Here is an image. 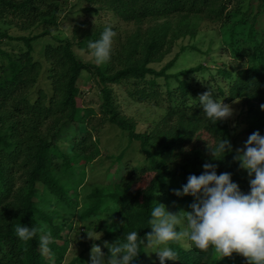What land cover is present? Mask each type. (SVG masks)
I'll return each mask as SVG.
<instances>
[{
	"label": "trees",
	"instance_id": "trees-1",
	"mask_svg": "<svg viewBox=\"0 0 264 264\" xmlns=\"http://www.w3.org/2000/svg\"><path fill=\"white\" fill-rule=\"evenodd\" d=\"M59 1L0 0V22L10 26L12 21L7 20L21 18L43 23L60 10ZM98 2H102L99 8L108 7L122 20L139 23L138 27L116 41L119 48L101 66L83 61L75 53L74 46L87 48L89 40L101 36L85 30L87 34L76 40L81 23L74 25L72 38L46 45L42 57L50 64L45 71L52 81L49 93L36 82L40 63L34 55L32 40L38 36H12L0 30V264H49L40 247L41 233L25 242L14 231L16 225L44 227L52 236L59 237L69 219H63L52 208H42L41 203L65 212L71 207V214L77 213L84 220L100 217L112 220L111 229L102 228L103 241H115L118 237L123 240L126 233L137 231L144 243H140V254L134 264H150L152 257L160 264L158 255L153 256L146 246V233L152 231L148 224L151 211L159 203L173 202L176 207L186 209L195 202L191 195L177 196L174 190L182 191L190 175H201L206 162L217 165V174L231 173L241 191L250 192V179L239 173L233 159L236 153L227 121L213 124L202 114L199 103L196 107L188 103L195 90L192 80L185 76L199 71L201 64L173 71L181 53L190 47L180 45L179 53L160 69L152 64L163 60L177 40L196 34L199 22L195 19L218 21L222 44L235 60L236 69L227 65L217 70L225 79L226 89L218 86L216 90L225 97V103L242 98V115H246L249 136L256 131L264 135V109L260 107L264 105V0H249L245 8L242 0ZM143 22L150 24L145 27ZM5 39L22 44L7 48ZM83 72L90 76L96 93L100 94L99 109L103 116L126 132L130 141H138L143 154V163L126 175L127 162L121 152L113 162L114 173H107L110 177L107 184L90 188L85 181V165L99 154L98 140L92 139L89 131L76 139L67 153L58 145L61 129L74 122L83 108L77 103L80 94L76 86ZM161 77L166 96L157 89L156 78ZM108 82L127 83L134 100L165 102L170 117L177 112L198 116L195 118H200L201 127L195 125L184 134L176 132L175 136L164 132L162 139L152 133L136 132L134 125L121 118L114 108ZM33 84L34 92H28ZM93 112L89 107L83 110V119ZM200 129L207 133V141L198 137L203 134ZM220 138L229 139L233 151L222 160H213L207 144L214 145ZM195 139L197 146L185 153L181 150L174 153ZM37 191L41 193L39 199ZM58 219L62 222L58 223ZM169 247L178 254L177 264H247L246 258L236 253L231 258H222L211 248L205 252L178 243H170ZM64 248V244L52 241L46 250L48 257L59 262ZM79 263L74 259L69 264Z\"/></svg>",
	"mask_w": 264,
	"mask_h": 264
},
{
	"label": "rangeland",
	"instance_id": "rangeland-1",
	"mask_svg": "<svg viewBox=\"0 0 264 264\" xmlns=\"http://www.w3.org/2000/svg\"><path fill=\"white\" fill-rule=\"evenodd\" d=\"M248 1L249 0H242L243 8L247 6ZM100 3L102 2H98V0H60V10L54 17L48 18L43 23H30L21 18H11L12 20H7L12 21V25L10 26L0 22V30H4L12 36H38L32 40L34 55L37 62L40 63L36 82L38 80V85L46 92L49 93V85L52 81L45 73L50 64L44 61L42 49L48 44H56L59 39L66 37L72 38V31L76 23H81V27H78L76 32V34L79 35L76 40H80L87 32L101 35L106 27L113 28L117 36L114 38L111 57H113L114 51L119 48L116 41L123 40L125 35H128L138 27L139 23L122 20L120 15H117L108 7L99 8ZM232 5H234V3ZM195 20L199 22L196 34L193 37L186 35L177 40L178 42L176 46L173 47L172 51L163 60L153 63L152 66H155L156 69H160V67L176 53H179L180 45L185 48L190 47L181 53L173 71L176 72L183 68L201 64L199 71L185 76L192 80L195 90L193 92L194 95L189 98L188 103L196 107L197 103H199V95L206 91L211 90L214 99L224 100L225 97L222 96L216 88L219 86L226 89L225 79H223L217 70L227 65L231 66L232 69H236V62L232 58L230 52L224 48L222 44L220 23L215 20L210 21L205 17H200ZM149 24L150 23L143 22V26L145 27L149 26ZM4 42L7 48L11 46L17 48L22 44L20 41L10 39H5ZM73 48L76 55L83 61L94 63L86 47L74 46ZM115 67H118L117 62H115ZM156 82L158 83L157 89L161 90L162 94L166 96V94H164L166 86L164 85L163 77L156 78ZM126 84H124V82H108L107 86L111 90V100L118 115L133 124L136 132L152 133L162 139L164 132L169 133L171 136H175L176 132L184 134L195 127V125L201 127V120L200 118L199 120L195 118L198 117L195 115L177 112L170 117L165 102L134 100L130 96L131 88ZM76 86L80 94L77 98L79 106H82L84 111L88 107L93 108L94 112L83 119V110L81 109L75 121L61 129L58 142L59 147L66 153L71 151L74 147L73 144L76 143V139L85 136L89 131L92 134V139L98 140L97 146L99 148V154L85 165V181L89 186L88 188L92 185L107 184L110 178L107 176V173H114L115 166L113 162L116 156L120 155L121 152H124L123 161L127 162V164H125L127 166L125 174H131L133 169L138 168L139 165L143 163V154L140 151L138 141H130L126 132L121 131L110 123L107 117L103 116V112L99 109L101 104L100 94L96 93L92 80L86 72H83L82 76L77 79ZM34 90V84L28 88V92L33 93ZM24 93L27 94V91ZM243 102L242 98H237L226 103L231 105L234 109L233 116L226 121L232 135L235 150L243 148L249 137L246 115H242ZM199 131L203 134H200L198 137L201 140H205L207 138V133L201 129ZM207 140L208 139L205 141ZM195 146H197L196 139L195 142H191L190 145H184L183 148L175 150L174 153L179 150L185 153V150ZM175 157L174 155V160ZM237 170L243 177L251 179L247 171L240 168L239 162H237ZM40 194L41 193L37 191V199H39ZM41 204V206H43L42 208L46 210L47 208H52L62 216L63 219H69L70 221V223H64L63 228L59 232V237L51 235L52 241H55L58 245L64 244L65 248L61 260L56 262L53 257H48L46 250H43L49 264H69L74 259H77V261L80 262L79 264H91L90 250L93 243L99 244L106 256L109 254V249L104 246V241L102 240L103 236L99 241H91L87 238V231L102 232V228L111 229L113 224L112 220L105 217L84 220L79 215L77 216V213L71 214V207H68V209H70L68 210L70 214L67 215L66 213L68 211L65 212L66 210L64 209L62 211L59 208L51 207L53 206L52 204ZM164 205L173 213H178L182 209L191 210L190 207L186 209L183 207H176L173 202ZM61 222L62 220L58 219V223ZM112 242L114 241L112 240L109 243ZM149 248L152 255L156 256V249ZM176 262L177 261L169 260V264H177ZM150 264H157V259L152 257L150 259Z\"/></svg>",
	"mask_w": 264,
	"mask_h": 264
},
{
	"label": "clouds",
	"instance_id": "clouds-1",
	"mask_svg": "<svg viewBox=\"0 0 264 264\" xmlns=\"http://www.w3.org/2000/svg\"><path fill=\"white\" fill-rule=\"evenodd\" d=\"M116 31L106 27L98 40L87 42V49L96 65H103L111 59ZM198 101L203 115L213 124L233 116L234 109L224 100L214 99L212 91L199 95ZM264 109V105L260 106ZM213 160H222L233 151L229 139L220 138L214 145L208 142ZM233 159L241 169L247 171L250 192L244 193L232 180L228 172L217 174V165L206 162L204 172L190 175L181 190H174L177 196L191 195L195 198L188 210L170 212L159 203L151 211L148 221L151 232L146 233L147 247L156 249L160 264L177 261V252L169 247L178 243L185 248L195 247L207 252L210 248L222 258H231L234 253L246 258L247 264H264V135L252 133L245 146L237 149ZM254 177V178H253ZM16 236L29 241L39 236L42 250H47L52 242L50 231L44 227L16 225ZM102 232L87 231V238L99 241ZM144 240L137 231H131L112 243L104 241L109 249L106 256L99 244L91 247V264H134L140 254L139 246Z\"/></svg>",
	"mask_w": 264,
	"mask_h": 264
}]
</instances>
